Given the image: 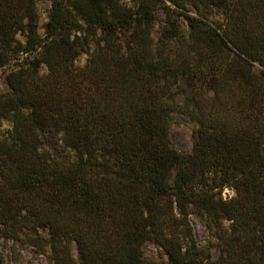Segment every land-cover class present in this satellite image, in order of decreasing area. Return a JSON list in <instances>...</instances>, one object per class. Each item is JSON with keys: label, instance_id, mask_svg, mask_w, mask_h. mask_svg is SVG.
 Instances as JSON below:
<instances>
[{"label": "trees", "instance_id": "obj_1", "mask_svg": "<svg viewBox=\"0 0 264 264\" xmlns=\"http://www.w3.org/2000/svg\"><path fill=\"white\" fill-rule=\"evenodd\" d=\"M3 70L0 239L49 264H151L147 243L264 264V0H50L45 21L0 0Z\"/></svg>", "mask_w": 264, "mask_h": 264}, {"label": "rangeland", "instance_id": "obj_2", "mask_svg": "<svg viewBox=\"0 0 264 264\" xmlns=\"http://www.w3.org/2000/svg\"><path fill=\"white\" fill-rule=\"evenodd\" d=\"M49 8L50 0H39V9L42 15V21H45ZM85 63L86 57H82L79 64L84 65ZM6 74L7 70H3L0 73V92H5L8 89V85L5 80ZM10 127L11 123L5 124V128ZM195 130V123L186 116L180 113L173 114L171 138L179 149L184 151H190L192 149ZM223 195L228 199L234 194L230 190H225ZM191 223L199 245L202 247L209 245V232L199 218L192 216ZM144 252L148 262L151 264L160 263L163 259L162 250L152 243H147L145 245ZM0 264H49V258L47 254H43L38 248L29 246L27 240L25 239L17 243L5 242L0 239Z\"/></svg>", "mask_w": 264, "mask_h": 264}]
</instances>
